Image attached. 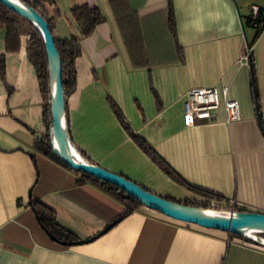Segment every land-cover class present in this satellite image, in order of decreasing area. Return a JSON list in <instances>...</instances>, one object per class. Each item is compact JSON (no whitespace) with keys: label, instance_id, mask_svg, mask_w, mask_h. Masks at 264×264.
Masks as SVG:
<instances>
[{"label":"crops","instance_id":"0c3cea01","mask_svg":"<svg viewBox=\"0 0 264 264\" xmlns=\"http://www.w3.org/2000/svg\"><path fill=\"white\" fill-rule=\"evenodd\" d=\"M111 0H53L54 36L80 38L77 86L66 99L73 146L92 163L163 198L204 202L172 183L134 144L115 118L110 97L129 123L190 186L264 214V30L247 26L264 0H129L143 21L148 69L135 68ZM97 8L104 21L81 38L71 10ZM171 9L174 26L167 24ZM174 33V36L172 35ZM0 78V264H264V248L227 233L180 223L141 208L111 225L123 207L36 154L45 132L37 75L26 56L4 49ZM252 43L250 48L249 44ZM251 54L257 104L251 87ZM216 87L237 101L240 118L184 123L185 94ZM258 106V109L256 107ZM34 155L35 161L31 159ZM56 215L80 244L63 246L39 226L29 199Z\"/></svg>","mask_w":264,"mask_h":264},{"label":"trees","instance_id":"16d2710c","mask_svg":"<svg viewBox=\"0 0 264 264\" xmlns=\"http://www.w3.org/2000/svg\"><path fill=\"white\" fill-rule=\"evenodd\" d=\"M28 8L35 11L47 24L49 33L52 35L54 40V46L58 53L59 60L61 63V74H62V87L63 94L66 99L75 91L77 86V71L76 61L82 55V49L80 44V38L73 37L71 39L60 40L54 36V28L58 13L50 14L47 10V6L53 4V0H18ZM111 7L117 19V22L123 33V37L130 51L131 56L135 64V68H149L148 67V54L144 51L145 33L142 30L143 21L138 18L137 11L134 9L129 0H111ZM71 16L74 19L78 28L81 38L88 37L92 34L95 27L104 21V17L101 15L97 8H90L87 5L75 7L71 10ZM167 24L169 27L174 26L173 14L170 8L167 10ZM246 25L255 29V38L260 35L264 30V11L259 10L258 16L255 20L251 17L246 21ZM0 29L5 30L4 38V49L6 52H17L21 46V38L26 37V56L29 63L35 69L37 75V81L39 90L42 98V119L45 125V132L40 138L36 139L33 145L34 152L57 166L69 171L76 178L78 185H87L95 188L105 196L109 197L114 202L118 203L123 207L121 215L111 224L125 219L126 217L137 212L139 209L144 208L142 204L136 201L134 198L127 195L119 188L94 177L83 173L75 172L66 166L61 160H59L53 153L52 146L50 143L49 129L51 127V89H50V78L48 72V60L45 52L44 40L37 28L28 20L15 14L11 10L7 9L0 3ZM174 36V33L172 34ZM250 48L252 43L249 44ZM248 61L251 67V87L253 93V99L257 104V91L255 84V75L253 71V63L251 54L248 56ZM0 78L5 80V58L4 55H0ZM108 104L123 128V130L130 135L136 147L174 184L187 190L188 192L202 198L204 202H189V201H178L166 198L168 200L177 202L179 204H185L187 206H194L204 208L207 210H214L222 213H231L234 211L252 212L244 207L235 205L230 206L223 197L194 188L188 185L157 153L156 151L140 136L133 134L129 126V123L117 107L115 102L108 97ZM257 109L258 106L256 105ZM66 103H65V116H66ZM258 122L261 127V131L264 135V124L261 120V116L258 115ZM66 132L69 136V129L67 123ZM72 147L75 151L85 160L90 162L83 152L76 149L72 142ZM31 159L35 161L34 155L31 154ZM123 177V176H122ZM125 178V177H124ZM126 179V178H125ZM128 180V179H127ZM130 181V180H129ZM142 188V187H141ZM144 189V188H142ZM145 191H148L144 189ZM150 192V191H148ZM152 193V192H150ZM28 208L31 209L34 214L39 226L50 238H54V242L59 245L69 246L79 241L75 236L66 230L62 229L56 222V215L53 211L43 206L40 203L32 201L30 198L28 201ZM259 213V212H257ZM230 239H242L233 234H228ZM264 237V235H261ZM244 240V239H243Z\"/></svg>","mask_w":264,"mask_h":264},{"label":"water","instance_id":"95a60500","mask_svg":"<svg viewBox=\"0 0 264 264\" xmlns=\"http://www.w3.org/2000/svg\"><path fill=\"white\" fill-rule=\"evenodd\" d=\"M0 0V3L15 14L31 22L44 40L48 60V72L51 89V127L49 129L50 143L54 155L75 172H83L97 180L109 183L145 208L156 211L168 219L193 225L206 230H216L238 236L252 244L264 248V214L257 212L234 211L222 213L204 208L187 206L168 200L154 193L145 191L137 184L106 171L98 165L91 164L82 158L72 147L65 126V98L62 87L61 63L54 46V40L49 33L45 21L32 9L18 0ZM54 241L53 237H50ZM73 243L72 245L80 244ZM65 246V245H63Z\"/></svg>","mask_w":264,"mask_h":264},{"label":"built area","instance_id":"2783aa9c","mask_svg":"<svg viewBox=\"0 0 264 264\" xmlns=\"http://www.w3.org/2000/svg\"><path fill=\"white\" fill-rule=\"evenodd\" d=\"M259 10L257 7H251L250 17L255 20ZM248 60V55L243 58ZM220 97L216 87L191 89L185 94L184 101V123L188 126H193L195 122H209L215 119V111L220 107L225 113V121L227 123L236 121L240 118V109L237 101L227 98V89ZM235 203H230V206H235Z\"/></svg>","mask_w":264,"mask_h":264},{"label":"bare ground","instance_id":"6f19581e","mask_svg":"<svg viewBox=\"0 0 264 264\" xmlns=\"http://www.w3.org/2000/svg\"><path fill=\"white\" fill-rule=\"evenodd\" d=\"M10 1L16 2L15 0H10Z\"/></svg>","mask_w":264,"mask_h":264}]
</instances>
